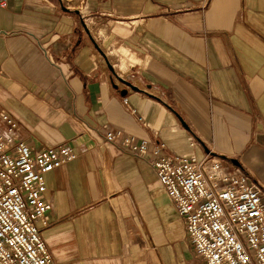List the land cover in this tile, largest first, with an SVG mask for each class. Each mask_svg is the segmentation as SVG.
I'll return each instance as SVG.
<instances>
[{"label": "crops", "instance_id": "obj_1", "mask_svg": "<svg viewBox=\"0 0 264 264\" xmlns=\"http://www.w3.org/2000/svg\"><path fill=\"white\" fill-rule=\"evenodd\" d=\"M4 1L0 111L35 148L74 150L45 174L52 264H206L147 158L164 141L160 154L209 156L264 197V0ZM116 129L146 139L145 158L105 139Z\"/></svg>", "mask_w": 264, "mask_h": 264}, {"label": "built area", "instance_id": "obj_2", "mask_svg": "<svg viewBox=\"0 0 264 264\" xmlns=\"http://www.w3.org/2000/svg\"><path fill=\"white\" fill-rule=\"evenodd\" d=\"M5 1L1 0L0 4ZM0 264H52L38 221L47 223L51 201L43 197L45 174L74 155L67 143L40 148L19 134V123L0 111ZM107 141L145 158L146 139L108 130ZM147 158L183 218L196 255L206 264H264V197L242 172H227L217 160L161 153Z\"/></svg>", "mask_w": 264, "mask_h": 264}, {"label": "rangeland", "instance_id": "obj_3", "mask_svg": "<svg viewBox=\"0 0 264 264\" xmlns=\"http://www.w3.org/2000/svg\"><path fill=\"white\" fill-rule=\"evenodd\" d=\"M63 2H65L63 0ZM91 19H86V23L89 22ZM89 31L91 32V34L93 35V40L95 42V54L98 56V58L100 59V62L102 63V65H105L107 67V64H106V60H105V57L104 55L101 53L100 50H103L107 53V57H109V60L111 59V63H114V60H112V58L110 57V54L108 52V50L106 49V47L103 45L102 43V40H103V35L101 33L98 32V27L95 23L92 22V25L89 26ZM115 70H117L116 66L114 67ZM117 72L119 73H122L123 75V78L124 79H127V74H126V70L124 72H121L119 70H117ZM126 76V77H125ZM115 81L118 83V84H122V85H126V83L124 82V80H122L120 78V76H118L117 74H115ZM261 190V189H260Z\"/></svg>", "mask_w": 264, "mask_h": 264}, {"label": "water", "instance_id": "obj_4", "mask_svg": "<svg viewBox=\"0 0 264 264\" xmlns=\"http://www.w3.org/2000/svg\"><path fill=\"white\" fill-rule=\"evenodd\" d=\"M101 51V53L102 54H104V52L102 51V50H100ZM107 63H108V66L110 67V69H112V65L107 61ZM122 80H124V82L128 85V86H130V88H132V89H135V90H138V87L136 86V85H134L132 82H130L129 80H127V79H124L123 77H120ZM126 92V90L124 89V90H122V93L124 94Z\"/></svg>", "mask_w": 264, "mask_h": 264}, {"label": "bare ground", "instance_id": "obj_5", "mask_svg": "<svg viewBox=\"0 0 264 264\" xmlns=\"http://www.w3.org/2000/svg\"><path fill=\"white\" fill-rule=\"evenodd\" d=\"M66 1L68 2L69 6H73V5L78 6L81 2V0H66Z\"/></svg>", "mask_w": 264, "mask_h": 264}]
</instances>
